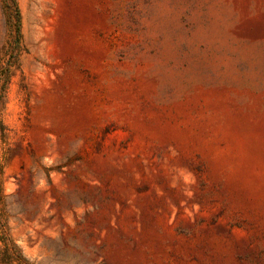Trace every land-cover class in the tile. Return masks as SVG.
I'll return each instance as SVG.
<instances>
[{"label": "rangeland", "instance_id": "374dc122", "mask_svg": "<svg viewBox=\"0 0 264 264\" xmlns=\"http://www.w3.org/2000/svg\"><path fill=\"white\" fill-rule=\"evenodd\" d=\"M0 264H264V0H0Z\"/></svg>", "mask_w": 264, "mask_h": 264}]
</instances>
